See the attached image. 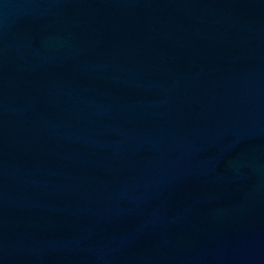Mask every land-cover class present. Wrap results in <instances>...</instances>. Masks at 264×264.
Segmentation results:
<instances>
[{
	"label": "water",
	"instance_id": "1",
	"mask_svg": "<svg viewBox=\"0 0 264 264\" xmlns=\"http://www.w3.org/2000/svg\"><path fill=\"white\" fill-rule=\"evenodd\" d=\"M0 264H264V0H0Z\"/></svg>",
	"mask_w": 264,
	"mask_h": 264
}]
</instances>
